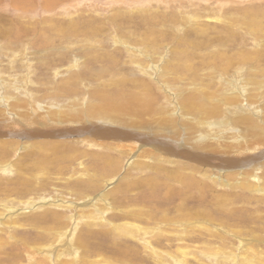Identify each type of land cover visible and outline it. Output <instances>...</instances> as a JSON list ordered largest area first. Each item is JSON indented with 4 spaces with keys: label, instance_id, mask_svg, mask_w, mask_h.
<instances>
[{
    "label": "rangeland",
    "instance_id": "1",
    "mask_svg": "<svg viewBox=\"0 0 264 264\" xmlns=\"http://www.w3.org/2000/svg\"><path fill=\"white\" fill-rule=\"evenodd\" d=\"M244 8L259 12L255 27L245 24ZM73 73L77 77L70 78ZM14 82L22 92L12 87ZM228 91L236 94L238 106L249 105L255 130L241 146L250 151L215 156L205 170L187 158L171 156L176 161L168 162L150 149L135 150L117 161L108 148L65 143L70 140L65 137L43 141L44 136H6L14 143L2 155L14 167L0 172V206L9 207H0V264H28L25 245L51 240L50 233L60 223L67 232L74 230L77 251L76 257H57L56 264H82L78 241L84 236L93 247L104 236L116 242V248L131 239L135 254L129 255L142 259L134 264H156V257L145 249L154 235L143 233L149 227L163 233L161 241L153 240L158 245L152 244L160 253H175L183 237L189 246L185 264H245L239 260L241 253L248 255L249 264H264L260 162L245 180L255 184L252 189L239 185L244 182L241 175L217 170L226 159L256 155L264 148V0H0V95L21 93L15 98L25 102L27 110L36 107L40 113L37 107L73 103L83 110L94 94L143 96L155 112V118L145 121L150 130L156 118L179 113L190 101L193 107L204 95L221 98ZM219 104L218 124H229L234 131L229 105ZM176 121L178 127L181 121ZM49 124L40 129L49 130ZM129 129L134 130L125 127ZM0 130V138H5L6 129ZM177 133L171 145L189 150L182 129ZM103 157L113 164L101 167ZM90 194L102 198L99 207L105 221L97 227L87 226L73 213L91 201ZM62 201L71 204L70 212L61 210ZM53 204L56 207L49 206ZM54 212L55 222L41 221ZM113 225L129 229V235L117 236ZM178 254L172 264H183ZM111 257L114 264L117 258ZM163 260L161 264H168L170 258Z\"/></svg>",
    "mask_w": 264,
    "mask_h": 264
},
{
    "label": "bare ground",
    "instance_id": "2",
    "mask_svg": "<svg viewBox=\"0 0 264 264\" xmlns=\"http://www.w3.org/2000/svg\"><path fill=\"white\" fill-rule=\"evenodd\" d=\"M243 13H246L244 15L245 24H249L250 27H255V18L257 15L256 13L259 12L255 11L254 9L249 10L248 8H244ZM124 16L125 15L123 14L117 15V17ZM95 28L96 27H93L92 31H96ZM73 77H77V75L75 73L71 74L70 78ZM28 80L29 78L26 79V82ZM12 87L19 92H22V86H19L17 82H14ZM232 90L234 91V89ZM247 90L248 89L245 90L246 93ZM234 92L232 93L231 91H228L227 94L223 93L221 95V98H218L216 96L210 97L208 95H204V101L200 103L197 102V104L195 106L193 105V107L189 106V103L192 102L190 101L182 107L183 109L179 113L175 114L174 111H171L169 114L166 113V116H161L159 119L156 118L155 123H157V125L152 127L150 130H148V127L150 126L147 125L145 121L150 116H153V118H155V112L149 109L151 103L147 97L143 98V96H129L125 99L123 98V96H120L118 94V96L98 98L99 95L94 94V98H91L90 103H88L83 110H81L76 103H73L65 108H61L60 106L56 107L54 105L51 108L37 107V110L40 113H36V107L27 110V104H25V102L22 103V101H19L17 97L15 98V95H19L21 93L12 95L10 93L5 94L3 92V96L0 95V129H6V131L5 138H0V172L12 171L11 169L12 167H14V165H12L11 167V163L9 164V161L5 160L2 155V152H7L9 144L14 143V141L6 139V136H14L19 138L20 140L28 138L33 139L44 136V138H42L43 141L48 140L50 137H65V139H70L68 141L64 140L65 143H82L86 144V146L88 145L97 146L100 148H108L110 151H113L114 156L112 155V158L117 159V161H119V157H124L126 154L129 155L135 150L141 149L147 153V149H150L149 152L158 153L162 157V159L168 162L173 163L176 161L175 159L171 158V156H176L177 158H187L188 160H192L197 164L195 168L202 166L205 170L206 167H211L210 165H212L213 163L211 161L215 156L219 157L221 154L231 153L235 155H241L245 152L247 153V151H250V149H245L243 147L245 149L244 152L239 153V151L243 149L242 146L247 145L248 133L255 130V128H253L254 126H252L249 121L251 120V116L249 114L251 112H247L249 108L248 104L245 105L247 110L245 108H242L243 105L238 106L239 101L237 100V96L236 94H234ZM241 101H243V99H241ZM218 103H220L221 105L227 103L229 105L228 107H230V109L228 110H230V112L228 113H231V117L229 116V123L234 131L230 127V129L228 128L229 124L227 127H225L224 125L225 128L221 127V125L218 124V119L220 117V111L217 105ZM40 109L42 110L40 111ZM176 119H178V121H181L178 127ZM46 123H51L47 125V127H49V130L43 131L42 129H40V127H46ZM233 123H237L239 126H241V129L239 128L240 131L238 129L239 126H234ZM33 125L34 127H32ZM125 127L133 128L134 130H125ZM168 127L171 129H169ZM178 129H182V131L184 132L185 138L183 141L185 145H188L186 147L189 148V150H185L183 147L178 148L171 145V143H175L174 138H177V136H179V133L176 134ZM238 132L239 134L236 135L235 133ZM2 133L3 131L0 130V134ZM165 134L167 136H165ZM187 135L188 138L186 137ZM191 138H193L194 141L191 140ZM243 140L244 142H241ZM43 141H34L33 143L41 144ZM249 144L250 143H248V145ZM258 144L259 143H253V145ZM100 159L103 163H101V167L108 165L107 163H109V165L113 164L110 157H103ZM226 160L228 161L225 163V165L221 166L220 164L221 169L217 170H219L220 172L224 170L241 175L242 177L240 178V180L244 179V182H240L241 184L239 185L243 186L245 189H252L255 187V184L245 180L247 179V176L252 174H249L251 170L253 172L255 171L253 167L255 164L258 165L259 162L260 167L264 171V148L256 155L247 154L242 159L233 158ZM250 164L253 166H250ZM88 165L91 164L89 163ZM213 167L217 168L216 165H213ZM219 178H221V175L219 176ZM103 181H108V179H104ZM92 195L93 194L87 195L88 197L86 196L88 199H91V201L87 203V205H82L80 207V211L75 210L73 211V213L75 212L74 217L77 220H83L84 224H87V226L97 227L102 225L105 221V219L103 218V211L99 207V202L102 201V198L100 196L92 197ZM85 199L86 198H83V200ZM61 205L62 207L60 208H63L61 209L63 211H69L71 209H69L71 204H66V202L62 201ZM27 206L34 207L29 202L27 203ZM49 206L56 207V204ZM0 207L9 209V207L5 205H1ZM56 216V212L49 213V215L43 218L41 221L55 222L57 219ZM180 225L182 227V224ZM134 228L139 227L134 226ZM112 229L115 231V233L118 234L117 236L119 237H126L130 232L129 229L124 230L115 225H113ZM159 230L160 229H158V231L157 229L155 230V227H149L145 228V231H143L145 235L154 233L153 238L145 243V249L149 250L148 253L150 256L154 255L156 257L155 263L161 264L164 257H167V259L170 258L168 264H172L174 262L172 261L173 256L179 255L178 253L181 252L182 258L184 260L183 264H185V253L189 249V246L181 241L184 240L183 237L180 240L181 245L183 246L176 248L175 253L169 251L160 253L155 250V246H152V244L155 243L153 242V240L155 238L159 240L163 238V233ZM204 230L207 229L204 228ZM73 232L74 230H72L71 232H67L66 228L61 226L60 223L59 228L50 233L52 235L51 240H46L42 243H39L40 239H35V241L32 242L30 246L26 244L25 249L27 250V257L29 259L28 264H56L57 257L64 259L66 257L62 256L71 255L76 257L75 253L77 251V248L73 242V239H75L73 236ZM107 234L108 233L106 231H103L102 233V235ZM178 237L181 236L178 235ZM54 239L55 242L53 243ZM78 244H80L82 248V264H113V260L112 257L110 258V255L117 258L114 264H134L135 260H142L139 257L129 255L130 253L135 254L131 239H125L118 248L115 247L116 242H109L106 236H104V241H100L99 244L97 243V247L92 246V242L88 241L87 236L81 237L80 241H78ZM249 251L251 252L252 250L250 249ZM88 252L89 254H93V256H89L87 254ZM252 253H254V251H252ZM243 254L244 253H241L242 256H240L239 260L245 262V264H249L251 260L248 258V255L244 256ZM37 255L41 258V261L37 260ZM95 255L97 257L93 259ZM78 260L79 258H77V262ZM58 263L60 264L61 261H59ZM64 264H66V262H64Z\"/></svg>",
    "mask_w": 264,
    "mask_h": 264
}]
</instances>
